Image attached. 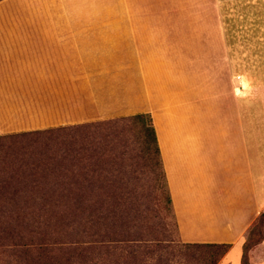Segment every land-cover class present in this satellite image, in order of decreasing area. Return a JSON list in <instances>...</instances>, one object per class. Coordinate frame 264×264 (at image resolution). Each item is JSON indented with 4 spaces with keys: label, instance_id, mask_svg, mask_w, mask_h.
<instances>
[{
    "label": "crops",
    "instance_id": "1",
    "mask_svg": "<svg viewBox=\"0 0 264 264\" xmlns=\"http://www.w3.org/2000/svg\"><path fill=\"white\" fill-rule=\"evenodd\" d=\"M139 114L178 240L240 264L264 213V0H0V135Z\"/></svg>",
    "mask_w": 264,
    "mask_h": 264
},
{
    "label": "trees",
    "instance_id": "2",
    "mask_svg": "<svg viewBox=\"0 0 264 264\" xmlns=\"http://www.w3.org/2000/svg\"><path fill=\"white\" fill-rule=\"evenodd\" d=\"M115 119L135 122L144 142L153 147L158 162L150 116L139 114ZM95 123L0 135V249L10 247L9 251L0 250L5 256L0 264H106L110 254L116 257L111 264H122L123 246H91L80 241L86 235L106 238L109 230H113L110 226L114 227L108 223L105 213L91 217V209L108 205V196L98 197L95 202L91 200V165L95 162H91L89 127ZM51 181L64 184L72 191L65 198L52 197L53 189L51 194L44 191ZM167 203L170 208L168 194ZM64 210L81 214L80 230L73 233L71 229V233H66L70 227L67 225L66 229L47 228L50 226L47 222L52 224V218L56 217L53 214ZM263 217L264 213H260L245 232L240 264L247 258L248 235L252 230L258 232ZM123 232V229L112 232V241H127L124 237L128 234ZM72 236L78 239L71 240ZM228 248L227 244L183 243L184 264H216Z\"/></svg>",
    "mask_w": 264,
    "mask_h": 264
},
{
    "label": "rangeland",
    "instance_id": "3",
    "mask_svg": "<svg viewBox=\"0 0 264 264\" xmlns=\"http://www.w3.org/2000/svg\"><path fill=\"white\" fill-rule=\"evenodd\" d=\"M89 129L91 162H95L91 163V200L95 202L98 197L108 196V205L102 209H91V217L105 213L108 223H113L114 227L110 226L113 230H109V237L106 238L91 235L80 237L82 244L123 246L122 264H184L183 243L177 238L173 215L167 203L165 183L153 147L144 142L135 122L130 120L97 122ZM51 189L52 197L62 198L72 191L64 184L52 181L44 187V191L51 194ZM53 216L56 217L52 218V224L47 222L50 225L47 228L66 229L67 225L70 227L66 233H71V229L73 233L80 230L78 222L81 214L64 210L57 214L55 212ZM121 229L128 234L124 237L127 241H112L111 233ZM263 235L264 217L258 232L252 230L248 235L249 250L244 264H249L248 253L262 240ZM70 239L76 240L78 237L72 236ZM0 250L9 251L10 247ZM115 258L112 254L108 255L106 264H111ZM4 259V254L0 253V262ZM100 259L104 260L103 257ZM227 260L229 264H235L236 252L231 251Z\"/></svg>",
    "mask_w": 264,
    "mask_h": 264
}]
</instances>
